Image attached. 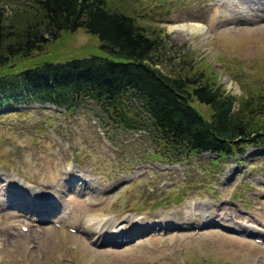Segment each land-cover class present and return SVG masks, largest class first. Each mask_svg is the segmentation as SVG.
<instances>
[{"label":"rangeland","instance_id":"1","mask_svg":"<svg viewBox=\"0 0 264 264\" xmlns=\"http://www.w3.org/2000/svg\"><path fill=\"white\" fill-rule=\"evenodd\" d=\"M111 4L167 33L163 72L204 69L236 107L262 94L264 111V0ZM34 10L33 0H0L1 23L22 24ZM191 21L204 31L171 28ZM101 52L81 27L13 60L31 66ZM153 152L150 134L107 125L92 100L70 111L0 108V264H264V146L220 162L206 152L168 163ZM106 221L102 238L94 227ZM130 224L132 233L111 236Z\"/></svg>","mask_w":264,"mask_h":264},{"label":"trees","instance_id":"2","mask_svg":"<svg viewBox=\"0 0 264 264\" xmlns=\"http://www.w3.org/2000/svg\"><path fill=\"white\" fill-rule=\"evenodd\" d=\"M35 12L7 29L0 19V108L33 102L66 111L92 100L107 125L143 130L157 145V159L181 162L204 152L219 161L264 144V111L256 97L241 108L208 73L169 75L157 67L167 33L141 24L111 0H33ZM84 28L100 40L101 54L31 66L17 56ZM216 83V84H213ZM199 105L208 107L204 112Z\"/></svg>","mask_w":264,"mask_h":264},{"label":"bare ground","instance_id":"3","mask_svg":"<svg viewBox=\"0 0 264 264\" xmlns=\"http://www.w3.org/2000/svg\"><path fill=\"white\" fill-rule=\"evenodd\" d=\"M172 29H175V28H188V29H190V30H192V31H198V32H203L204 31V29H205V26H204V24H202V23H200V22H196V21H191V22H187V23H180V24H178L177 26H172L171 27ZM233 217V219L235 220V221H237V215H234V216H232ZM132 221L131 220H129V223H131ZM177 223V222H175V220L174 219H166L164 222H163V224H170V223ZM94 226V225H93ZM93 226H90V227H88L87 228V231H89L91 234H94L95 232H94V230H93ZM115 227V225H112V227H111V230L113 231V228ZM95 228V230H96V232L97 233H99L100 234V236L102 237L103 235H105V233H104V230H109V224H108V222L106 221V222H104L103 224H97V226H95L94 227ZM131 228H132V226H131V224L130 225H126V226H124L123 227V229L121 230V231H118L116 234H113L112 233V235L111 236H115V235H123V233L124 232H131L132 233V230H131ZM134 231V230H133ZM124 234H126L127 235V233H124ZM125 235V236H126ZM131 236V235H130ZM103 238V237H102ZM109 239H112L110 236H106V238H105V241L106 240H109ZM113 240V239H112Z\"/></svg>","mask_w":264,"mask_h":264}]
</instances>
